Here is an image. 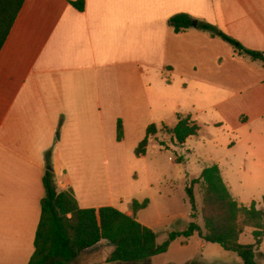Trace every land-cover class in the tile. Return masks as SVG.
<instances>
[{
    "label": "crops",
    "instance_id": "0c3cea01",
    "mask_svg": "<svg viewBox=\"0 0 264 264\" xmlns=\"http://www.w3.org/2000/svg\"><path fill=\"white\" fill-rule=\"evenodd\" d=\"M178 13L264 53V0H83L82 10L69 0L23 1L0 49V264H27L34 250L47 152L56 188L70 190L78 207L113 206L132 215L156 233L157 245L187 226H157L160 212L144 213L150 196L133 192L130 170L128 185L118 177L101 183L95 175L96 166L109 164L105 151L127 140L134 150L149 124L156 133L147 143L158 139L159 127L171 130L178 113L189 115L199 130L180 148L204 127L229 132L228 140L214 146L222 152L205 166H218L239 204L241 193L231 191L228 169L231 178L238 167L241 178L264 182V62L207 31L175 32L168 19ZM159 140V147L166 146ZM143 200L146 206L133 212L132 202ZM190 218L203 232L198 219ZM251 231L246 227L238 241L252 243ZM113 248L101 240L71 264H124L107 260ZM257 252L264 264V236ZM143 264L243 262L194 232L177 235Z\"/></svg>",
    "mask_w": 264,
    "mask_h": 264
},
{
    "label": "trees",
    "instance_id": "16d2710c",
    "mask_svg": "<svg viewBox=\"0 0 264 264\" xmlns=\"http://www.w3.org/2000/svg\"><path fill=\"white\" fill-rule=\"evenodd\" d=\"M24 0H0V49L22 6ZM70 5L83 9V0H69ZM168 24L177 32L194 27L219 36L239 50L240 53L264 62V53L242 46L236 39L225 34L216 26L178 13L168 19ZM177 122L170 130L176 144L182 146L186 138L195 135L199 126L189 115H176ZM156 133L153 123L146 127L144 137L134 149L136 156L144 154L147 140ZM122 138L120 119L116 122V139ZM163 145L162 141L159 142ZM179 157L176 161H180ZM45 171L42 177L44 196L40 199V217L34 237V250L27 264H71L83 250L104 240L113 245L108 261L124 264L149 263V258L164 252L170 240L177 235L189 236L198 232L205 241L216 242L223 249L235 252L243 264H261L256 256L257 248L264 236V208H257L254 202L239 204L229 193L216 164L205 166L198 177L190 180L185 193L190 205V216L195 217V201L192 186L199 183L202 188L200 214L203 220L200 227L190 221L183 231L170 232L168 238L157 245L156 233L141 224L134 216L128 215L113 206L80 208L70 190H58L53 180V170L49 152L45 156ZM264 201V197H263ZM147 200L133 201L132 210L144 208ZM246 227H251L253 242L243 244L239 235Z\"/></svg>",
    "mask_w": 264,
    "mask_h": 264
},
{
    "label": "rangeland",
    "instance_id": "374dc122",
    "mask_svg": "<svg viewBox=\"0 0 264 264\" xmlns=\"http://www.w3.org/2000/svg\"><path fill=\"white\" fill-rule=\"evenodd\" d=\"M213 127V126H212ZM158 139L150 140L147 143L144 156L137 157L132 149L129 140L122 148L110 149L105 151L104 158L109 160V164L96 166V176L101 179V183L106 177L111 180L119 178L120 185H128V171L130 170V184L133 192L150 196V204L144 211L148 216L159 215L162 217L160 225L168 228H179L187 226L190 221V205L185 193V187L190 184V180L199 176L202 168L210 164L211 158H216L221 152V148H215L222 142L228 140L229 132L222 129L213 130L211 127H204L201 133L191 137L183 146L176 144L174 138H170V129L166 126L159 127ZM219 131V132H216ZM209 133L214 134L213 142L204 146L202 140ZM162 139V140H159ZM157 140L162 141L166 146L159 147ZM211 140V139H209ZM216 140V141H215ZM158 141V142H159ZM181 157L183 162H175ZM224 170L226 167L221 166ZM227 181L233 194L241 193L243 204L251 202L264 204V182L253 183L246 176L241 178L238 167L235 168L231 178V170ZM135 172V173H134ZM136 174V175H134ZM186 175L188 177L185 179ZM176 179L174 180V178ZM192 191L195 201V217L203 225L200 214L202 205V188L200 184H194ZM247 234L242 235L243 241Z\"/></svg>",
    "mask_w": 264,
    "mask_h": 264
}]
</instances>
